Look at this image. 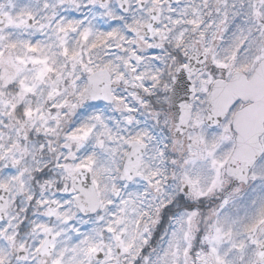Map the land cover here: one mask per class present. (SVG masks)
Masks as SVG:
<instances>
[{
    "label": "snow or ice",
    "instance_id": "6c2138e0",
    "mask_svg": "<svg viewBox=\"0 0 264 264\" xmlns=\"http://www.w3.org/2000/svg\"><path fill=\"white\" fill-rule=\"evenodd\" d=\"M0 264H264V0H0Z\"/></svg>",
    "mask_w": 264,
    "mask_h": 264
}]
</instances>
